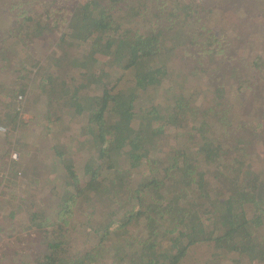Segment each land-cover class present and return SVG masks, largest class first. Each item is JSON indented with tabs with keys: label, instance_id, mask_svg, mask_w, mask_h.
I'll return each instance as SVG.
<instances>
[{
	"label": "trees",
	"instance_id": "obj_1",
	"mask_svg": "<svg viewBox=\"0 0 264 264\" xmlns=\"http://www.w3.org/2000/svg\"><path fill=\"white\" fill-rule=\"evenodd\" d=\"M159 1L47 0L38 17L22 12L7 33L24 49L35 39L55 46V69L40 77L30 104L41 101L53 112L43 120L48 133L67 126L77 142L72 154L57 138L43 148L52 157L38 170H55L53 213L40 216L45 226L35 222L38 209L30 217L41 230L33 264H264V161L260 171L249 163L256 135L234 116L251 95L261 98L262 78L239 80L236 63L230 72H210L206 84L194 65L177 70L167 60L177 45L163 42L183 25L196 35L178 46L187 58L209 65L220 56L225 64L223 41L203 35L216 10L196 0H165L163 8ZM158 19L162 25L153 24ZM252 41L264 48V35ZM74 68L77 86L64 73ZM27 91H7L3 128L17 129L21 113L13 101L31 100ZM170 96L178 105H164ZM258 106L262 118L264 97ZM168 130L181 139L164 151ZM80 235L83 252L70 241Z\"/></svg>",
	"mask_w": 264,
	"mask_h": 264
},
{
	"label": "rangeland",
	"instance_id": "obj_2",
	"mask_svg": "<svg viewBox=\"0 0 264 264\" xmlns=\"http://www.w3.org/2000/svg\"><path fill=\"white\" fill-rule=\"evenodd\" d=\"M44 1L47 0H0V89H4V92L0 93V109L2 110L4 105L8 103V99L10 100L11 96L7 91H17L24 86L26 90L29 89L27 93L31 97V100H28L27 96L26 102L23 98L21 101H18V98L13 101L16 102L15 109L18 107L21 113L16 122L18 127L15 130L6 128L9 132L6 134L0 132V264H33L32 251L35 246L36 249L37 246H41L39 242H36L41 230L30 226V217L38 209L37 221L35 222L45 226L46 223L43 221L46 220L40 219V216L44 215V218H51L53 213V197L49 194L51 189L49 181L51 182L55 176V170L48 166L45 170H38L43 163L49 164L52 157L51 152H48L47 149L43 150V148L46 144L52 145L54 142L52 139L57 138L65 150L72 154L77 144L73 139L74 137L68 135L70 131L67 126H59L57 132L54 129L53 133H48L46 126L49 125V122H43V120L53 119V112L49 111L47 114L43 107L44 103L41 101L30 104L33 98L31 91L35 90L40 77L53 72L55 69L52 67L53 55L57 53L55 46L51 44L49 39L43 42L35 39L34 45L30 44L29 49H24L21 47L22 45L19 46L16 43L14 45L15 38L11 34L9 36L7 34L14 25L22 20L24 15L22 12L28 10L26 14L29 12L31 16L38 17L43 10ZM187 1L189 0H185V2ZM196 2L199 4L202 2L205 7L210 6L216 10L214 13L218 19L210 17L206 21L205 32L207 33L203 35L218 36L219 40L223 41V54L227 56L223 59L226 60L225 64L219 63L222 58L220 56L215 61H211L209 65L204 58H187L183 53V46H178L188 42L190 38H194L195 30L185 25H180L183 28L182 31L176 32L173 36L172 34L165 36L164 45L167 47L177 45L169 54L168 62H173V66L182 71L188 67L191 70V66L194 65L195 69H199L201 84L211 83L210 72L221 67L227 68L230 72L236 63L234 68L239 71L237 75L239 80L246 83L249 77H255L256 80L262 78L258 84L263 89L264 48L261 46L257 48L252 40L264 35V0H196ZM159 3L158 6L162 8L168 4L165 0L159 1ZM153 5L157 7L155 3ZM217 20H219V24ZM153 24L162 25V20L158 19ZM68 53L71 52L68 51ZM255 55L256 59L252 64L251 59ZM69 56V61H71L74 56L72 53ZM197 60L201 62L200 66H198ZM75 69L77 68L70 71L67 69L64 73L68 77H74V84L77 86L80 83L78 76L80 72ZM105 69L108 73H112L111 65L106 66ZM232 74L235 76L234 73ZM244 75L248 77L244 78ZM212 82L214 83V81ZM253 83L255 80L246 85ZM198 90L200 91V88ZM150 93L152 96L158 95L154 91H150ZM260 94H263L261 98L264 97V89ZM261 98L256 99L251 95L246 106L240 107L239 111H234L236 120L247 123L248 130L250 129V132L256 135L257 146H255L249 163L257 171L261 170L264 161V137H260V135L264 136V117L260 118L261 108L258 106ZM45 99L46 97L43 95L42 101ZM165 100V106H176L179 103L176 96L167 97ZM192 100L195 102L196 98ZM207 101H209L208 104L215 102L212 98ZM208 104L204 111L212 107ZM228 109L230 112L232 111L231 107ZM74 123L75 126L79 124L77 120ZM2 126L0 124V127ZM168 131H166L167 133L161 142L164 151L172 146L173 142H178L181 139L175 136L173 131ZM58 132L60 133L58 134ZM220 134L222 133H218V135ZM16 136L19 137L18 142H16ZM21 143L22 146H20ZM190 146L188 143L185 148L191 149ZM12 154H16V159L11 158ZM158 173L160 172L158 171ZM208 174H214L212 168L208 169ZM76 213L77 220H79L81 215L78 214V211ZM70 241H73L74 249L83 252V237L81 235L77 236V240L71 238ZM98 256L104 255L100 253ZM107 261L104 259L100 263L107 264Z\"/></svg>",
	"mask_w": 264,
	"mask_h": 264
},
{
	"label": "built area",
	"instance_id": "obj_3",
	"mask_svg": "<svg viewBox=\"0 0 264 264\" xmlns=\"http://www.w3.org/2000/svg\"><path fill=\"white\" fill-rule=\"evenodd\" d=\"M0 132L3 134H6L7 130L3 127H0ZM11 158L16 159V154H12Z\"/></svg>",
	"mask_w": 264,
	"mask_h": 264
}]
</instances>
